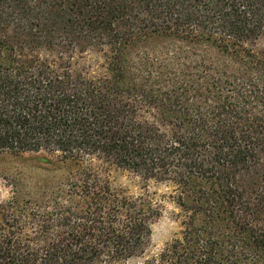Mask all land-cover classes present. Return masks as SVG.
<instances>
[{
  "label": "trees",
  "instance_id": "1",
  "mask_svg": "<svg viewBox=\"0 0 264 264\" xmlns=\"http://www.w3.org/2000/svg\"><path fill=\"white\" fill-rule=\"evenodd\" d=\"M153 34L214 55L145 92L121 56ZM260 37L264 0H0V156L49 176L0 194V264H264ZM105 38L97 80L24 53ZM168 205L180 231L152 251Z\"/></svg>",
  "mask_w": 264,
  "mask_h": 264
},
{
  "label": "rangeland",
  "instance_id": "2",
  "mask_svg": "<svg viewBox=\"0 0 264 264\" xmlns=\"http://www.w3.org/2000/svg\"><path fill=\"white\" fill-rule=\"evenodd\" d=\"M134 42L123 49L121 56L125 64L131 69H127L128 76L138 74L142 81L144 91L147 92L149 86L153 84L162 85L164 81L172 78L173 71L184 72L189 70L187 67L191 61H197L206 58L203 54H213L210 49L204 45L195 44L187 40H182L171 35H146L138 36ZM91 46L81 49L79 46L69 45L68 48H46L36 50L34 53L26 50V56L39 57L57 64L64 63L69 68L86 78L102 79L107 76V64L115 53L111 52L107 45H115L109 42L107 38L103 40L95 39ZM68 45V42H66ZM199 45V46H195ZM254 54L264 55V37H260L253 45H248ZM192 54H195V58ZM24 58V57H22ZM220 61L225 59V55H219ZM138 70L139 72H135ZM155 81V82H154ZM152 106L144 105L143 111H151ZM49 177L43 172L41 164L37 160V155L27 154L15 157L10 154L0 156V194L6 197L10 190V182L13 177ZM161 189L159 193H162ZM174 208L168 205L166 213L152 226L151 250H157L166 242L172 240L180 231L179 222L173 216Z\"/></svg>",
  "mask_w": 264,
  "mask_h": 264
}]
</instances>
